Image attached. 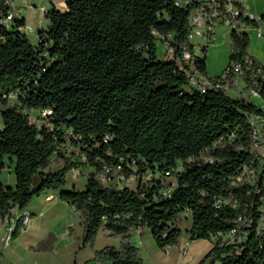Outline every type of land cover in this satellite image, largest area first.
<instances>
[{
  "label": "trees",
  "instance_id": "16d2710c",
  "mask_svg": "<svg viewBox=\"0 0 264 264\" xmlns=\"http://www.w3.org/2000/svg\"><path fill=\"white\" fill-rule=\"evenodd\" d=\"M11 1L0 0V13L13 10ZM180 2L68 0L65 11L45 14L50 25L40 31L37 45L20 30L22 16L12 29L0 27L2 221L34 197L61 191L60 199L79 213L80 250L89 247L100 264H144L133 232L145 228L162 250L177 245L185 232L190 240L217 239L200 264H264V232L258 231L264 191L235 184L246 165L257 169L264 159L252 149L250 121L262 110L230 95L242 78L264 97V65L248 52L249 33L233 29L227 68L209 76L208 45L197 55L190 39L191 12L201 4ZM239 19L257 28L264 14L260 20L244 14ZM47 109L52 115L42 127L30 120L32 110ZM70 130L75 160L59 152L65 164L52 171V157ZM14 159L12 188L2 174ZM81 167L92 169L85 188L64 189L68 172ZM106 169L108 184L100 178ZM116 171L134 177L137 186L120 188ZM228 197L239 202L237 209L216 206ZM185 213L191 215L188 230L180 226ZM245 215L253 219L245 241L228 245L218 238ZM21 227L18 222L13 237ZM101 231L119 246L95 249ZM55 241L49 234L34 249L50 250Z\"/></svg>",
  "mask_w": 264,
  "mask_h": 264
},
{
  "label": "crops",
  "instance_id": "0c3cea01",
  "mask_svg": "<svg viewBox=\"0 0 264 264\" xmlns=\"http://www.w3.org/2000/svg\"><path fill=\"white\" fill-rule=\"evenodd\" d=\"M183 2L188 0H182ZM244 3L248 11L254 15L256 18L264 14V8H260L257 3V0L252 3L250 0H244ZM11 6L14 10L19 12L22 16V19L25 23V26L20 28L24 32L33 45H37L39 41L40 31L47 30L50 23L49 20L45 17V14L52 8H56L60 11H65L67 9V0H12ZM260 13L259 15H257ZM260 16V17H261ZM220 26L227 28L226 35L230 37V54H231V29L226 25H219L216 27L213 39L208 43L207 49V58L209 55V50L216 44L217 41V30ZM26 28H31L32 31L26 32ZM199 37L202 42L196 43L195 38ZM191 41L195 44V52L197 55H200V48L204 45H207V41L204 37L194 36L191 38ZM249 54L257 59L261 64L264 65V54H260L255 51V49H248ZM230 61V57H229ZM229 64V62H228ZM228 66V65H227ZM208 74L211 76L220 75L221 73H211L209 71V65L207 62ZM230 95L234 98H244L252 100L255 103H259L257 98H252L250 96L249 89L246 88L245 81L240 78L235 82V89L230 91ZM3 128V122H1L0 130ZM264 157V154H260ZM16 161L13 160L9 164V167L2 174V181L7 187L15 188L17 185V176L15 172ZM59 169V168H58ZM56 171V170H53ZM72 172L71 181L68 182V175ZM74 171H69L66 176V184L64 189L66 190H83L87 183V177L84 182H82L81 176L75 178ZM61 191H48L41 196L34 197L31 203L27 206V210L33 215V223L30 227L21 231L17 237H13L11 244L7 246L5 244L4 238L6 234V227L8 226L7 221H2L0 219V264H41L39 258L43 260L45 257L51 256L53 260L61 256L63 251H59V238L56 227L59 223L64 222V229L67 236L71 239L72 248L70 250V259L72 264H100L98 262L92 261L94 257L93 251L86 247L80 250L83 240V227L80 225L79 213L76 209L69 205L67 202H64L60 199ZM52 195L54 198L51 201H47L46 197ZM70 227L73 228V231L70 232ZM99 233L95 249H102L107 245L119 246V240L108 237L106 233V244L102 248L97 247V242L99 239ZM49 234H54L56 236V241L53 245V248L47 251L35 250L34 247L38 246L39 243L46 239ZM146 234V228L143 230H136L133 232V241L136 245L144 243V237ZM184 235V234H183ZM189 237V236H188ZM182 239V238H181ZM117 240V243L115 242ZM188 242V241H186ZM185 242V243H186ZM171 247L166 248L168 250ZM144 260V258H143ZM145 262L144 264H148ZM43 264V262H42ZM102 264H110L105 262ZM185 264V263H180ZM189 264V262H187Z\"/></svg>",
  "mask_w": 264,
  "mask_h": 264
},
{
  "label": "built area",
  "instance_id": "2783aa9c",
  "mask_svg": "<svg viewBox=\"0 0 264 264\" xmlns=\"http://www.w3.org/2000/svg\"><path fill=\"white\" fill-rule=\"evenodd\" d=\"M68 1V0H67ZM189 1L183 2L181 0V5L188 6ZM201 6L196 7L192 10L190 16V27H191V35L190 39L194 36L204 37V39L208 43L213 39L214 32L217 26L219 25H226L228 26L231 31L233 29L237 31H247L251 30L252 26L246 25L240 21V16L242 14L260 20L261 17L256 18L252 15L245 3L244 0H198ZM11 4V3H10ZM242 6V9H241ZM244 8V9H243ZM17 18H21V14L16 10H11L8 14L0 13V27H5L6 29H12L15 26V20ZM261 25V22H260ZM257 27L258 29V36L260 38H264V30L261 26ZM32 31L31 28H26V32ZM170 55H172V50L168 51ZM186 58H190L189 54H185ZM197 78V77H196ZM195 78V79H196ZM200 80L203 81L204 85H208L209 83L207 80L199 77ZM193 80V83H196V80ZM250 96L253 98H257L259 103H256L262 113L259 115L251 116V125H252V149L256 150L262 146H264V97H262L259 92L254 89L250 88ZM252 101V100H250ZM253 102V101H252ZM255 103V102H254ZM52 115V110H32L30 112V120L35 123L38 127H42L48 120L49 116ZM40 121L43 123L40 125ZM49 125V124H47ZM71 136L72 131H68L67 140L65 143L58 146V151L55 153V156H59L58 153L61 152L66 158L71 160H75V153L77 154V150L71 144ZM72 156H71V155ZM70 157H67L69 156ZM264 158V157H263ZM80 168L73 169L74 177L77 178L80 175ZM109 169H106L105 173L100 177L102 182L105 184L110 183L112 179L109 176ZM131 178H126L124 175L116 173L114 174L115 183L122 188L124 185H120V182L127 181L129 182ZM247 183L251 186H254L257 193H261L264 191V159H261L260 166L255 169L252 168L250 165H246L242 173L239 177H237L235 184H244ZM127 185V184H125ZM167 191L165 193H169ZM54 197L49 195L46 197L47 201H51ZM231 206L235 209L239 207V202L237 200H233L232 198H221L217 201L216 206ZM12 217L7 220L8 226L6 227V234H5V244L9 246L13 239V233L15 231V227L18 222L21 223V231H24L28 227H30L33 223V215L27 209L19 210L15 208L11 212ZM253 225V219L250 216H240L235 224V227L230 231L228 234H221L218 238L222 239L224 243L228 245H237L245 241L249 235V228ZM259 233L264 232V215L262 217L260 226L258 228ZM189 247L190 243L186 242L180 249L181 252V259L182 262L188 261V254H189ZM151 264V263H148Z\"/></svg>",
  "mask_w": 264,
  "mask_h": 264
},
{
  "label": "rangeland",
  "instance_id": "374dc122",
  "mask_svg": "<svg viewBox=\"0 0 264 264\" xmlns=\"http://www.w3.org/2000/svg\"><path fill=\"white\" fill-rule=\"evenodd\" d=\"M255 0H250L252 3ZM258 5L260 8H264V0H257ZM258 13L257 15H259ZM261 16V15H260ZM259 16V17H260ZM261 28L264 30V21L261 22ZM227 28L224 26H220L217 30V41L216 44L210 48V52L207 58V62L209 65V71L213 73H223L224 70L227 68L229 57H230V37L226 35ZM249 36H250V47L249 49H255L256 52L260 54H264V38H260L258 36V29L256 27H252L251 30H249ZM195 42L199 43L202 42V40L199 39V37L195 38ZM159 52L161 57H166L167 50L165 49L162 44L159 45ZM220 74V75H221ZM211 76V75H209ZM215 76V75H214ZM219 76V75H216ZM11 103L16 102L15 98L12 97L10 100ZM2 118H1V108H0V126H1ZM40 125L43 123V121L39 122ZM257 154H264V146L258 148L255 150ZM71 155V154H70ZM67 156V157H70ZM72 156V155H71ZM69 159V158H67ZM66 161V158L59 157V156H53L52 157V163L53 166L51 170H58V168H61L64 166ZM80 175L82 182L85 181L88 174L92 171L89 167H81L80 168ZM73 171V170H72ZM74 173V172H73ZM72 178V172L68 175V182L71 181ZM170 182H174V179H170ZM135 188L137 186V180L135 178L130 179L129 182L123 181L120 182V185H125ZM180 226L183 230H188L191 227V215L189 213H185L182 216ZM56 230L58 232V238H59V251H63L61 256L57 257L55 260L49 257L39 258L41 264H72L70 259V250L72 248L71 239L69 236H67L64 229V222L59 223V225L56 227ZM106 233L105 231H102V233L99 236L97 247L102 248L104 244H106ZM179 243L177 245L171 246V248L168 250H162L158 248L156 245L151 230L146 228V234L144 237V243H140L138 247L141 249V255L144 258L145 262H149L151 264H180L189 262V264H200L201 260L204 258L206 253L212 248L213 243L217 239L210 240H190L188 237V233H184V235L181 237ZM115 239V238H113ZM188 241L190 243L189 247V254H188V261L182 262L181 259V247L185 244V242ZM117 243V240H115ZM205 264H211V262L207 261Z\"/></svg>",
  "mask_w": 264,
  "mask_h": 264
}]
</instances>
